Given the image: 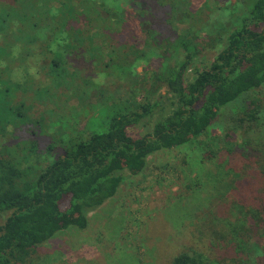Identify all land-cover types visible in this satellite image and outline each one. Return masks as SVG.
<instances>
[{"label":"trees","instance_id":"1","mask_svg":"<svg viewBox=\"0 0 264 264\" xmlns=\"http://www.w3.org/2000/svg\"><path fill=\"white\" fill-rule=\"evenodd\" d=\"M186 1L0 0V76L2 70L12 76L15 64H27L32 70L28 80L41 99L68 77L73 91L97 92L86 102L85 107L94 111L86 127L70 132L66 139L59 138L57 145H49L47 152L55 155L43 169L36 165L21 169L14 162L0 160V213L11 211L0 225V264H32L39 247L59 231L70 226L85 229L88 214L116 195L123 171L140 173L152 154L203 136L212 130L222 110L238 102L246 105L240 106L241 116L227 133L233 130L235 134L226 136L234 139L241 133L239 149L249 148L247 164L256 165L258 195L253 205L234 201L243 221L232 234L219 223L222 219L207 211L212 242L234 240L238 252L231 250L223 262L213 263L207 252L185 249L172 264H257L259 259L264 263V104H257L255 97L264 85V0H247L242 14L233 17L230 25H222L218 31L223 37L222 49L209 66L195 70L189 83L185 74L200 52L202 39L193 31L173 29L180 15H189L186 9L190 10L191 0ZM162 22L167 28L170 24L171 30ZM44 30L51 35L49 39L43 37ZM125 34L129 38L122 41ZM149 45L160 50L162 74L156 79L159 87L165 86L172 95L175 107L169 115L160 110L162 96L153 101L146 91L144 99L137 102L132 97L107 95L65 58L66 51L94 62H102L106 56L110 61L120 57L123 63L116 66L122 70L140 47ZM37 54L43 60L38 61ZM105 64L104 68H109ZM36 72L44 75V83ZM65 118L58 119L68 130L70 121L64 122ZM148 126L151 129L145 135L129 134L131 128ZM201 144L205 159L217 155L212 149L207 151V143ZM31 145L35 153L36 143ZM225 176L224 187L232 191L236 188L232 179L245 173L229 168Z\"/></svg>","mask_w":264,"mask_h":264},{"label":"rangeland","instance_id":"2","mask_svg":"<svg viewBox=\"0 0 264 264\" xmlns=\"http://www.w3.org/2000/svg\"><path fill=\"white\" fill-rule=\"evenodd\" d=\"M246 2L191 0V11L188 6L186 9L189 15H180L179 20L173 22V29L179 33L193 31L202 39L200 52L194 56L185 74L186 83L195 78L197 68L207 67L214 61L223 44L218 31L222 30V25H230L233 17L242 14ZM162 23L165 29L171 30L170 24L167 28ZM43 34L44 38L51 37L47 30ZM209 36L214 39L208 41ZM120 38L127 41L129 37L125 34ZM154 47H140L131 64H125L122 70L116 66L118 62L123 63L119 61L120 57L110 61L106 56L102 62H94L66 51L65 58L81 68L83 78L89 77L95 85L104 88L107 95L132 97L137 102L144 99L146 91L153 101L162 96L160 110H163L162 115H169L175 106L172 105V95L167 93L165 86L159 87L156 79L162 70L159 66L160 50ZM36 58L43 60L38 54ZM105 63L109 68H104ZM30 64L33 66L32 58ZM13 70L12 76L4 70L0 76V158L14 162L21 169L28 170L32 165L43 169L55 155V152H47L49 145H57L59 138L66 139L70 132L76 133L86 127L94 113L93 109L85 107L86 102L90 97L95 98L97 92L73 91L74 84L68 77L59 88L53 86V90L41 99L42 95L34 93L33 83L28 80L32 70L27 64L26 67L15 64ZM36 74L44 83V75ZM80 83L82 89L83 81ZM255 97L259 99L257 104H264V85ZM243 104L246 105L238 102L222 110L212 130L203 136L149 156L142 172L123 171L124 180L116 195L88 214L87 227L80 230L70 226L59 231L39 247L32 264H172L185 249L203 250L211 262L221 263L231 250L236 254L234 240L223 243L212 242L209 238L207 211L222 219L219 223L232 234L231 231L243 221V215L233 207L234 201L240 205H253L258 195V181L254 176L256 165L251 161L247 164L251 154L247 158L245 152L249 148L239 149L241 133H237L234 139L226 136L234 133L232 130L227 134L241 116L240 106ZM60 117L69 118L64 119V122L70 121L68 130L58 119ZM150 129V126L135 127L129 130V134L140 137ZM33 143H36L35 153L31 152ZM201 143H207V151L212 149L217 155L205 159V152L200 150ZM244 165L246 167L242 169ZM229 168L240 171L241 175L245 173V176L232 179L234 185L236 182L232 191L224 187L225 173ZM245 182H249V186H244ZM10 213H0V225Z\"/></svg>","mask_w":264,"mask_h":264},{"label":"flooded vegetation","instance_id":"3","mask_svg":"<svg viewBox=\"0 0 264 264\" xmlns=\"http://www.w3.org/2000/svg\"><path fill=\"white\" fill-rule=\"evenodd\" d=\"M0 160H1V158H0ZM0 170H1V167H0Z\"/></svg>","mask_w":264,"mask_h":264}]
</instances>
